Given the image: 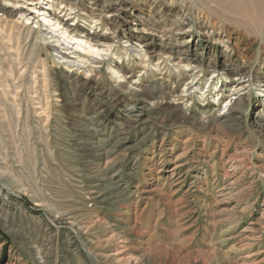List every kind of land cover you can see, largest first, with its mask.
I'll use <instances>...</instances> for the list:
<instances>
[{"label": "rangeland", "instance_id": "1", "mask_svg": "<svg viewBox=\"0 0 264 264\" xmlns=\"http://www.w3.org/2000/svg\"><path fill=\"white\" fill-rule=\"evenodd\" d=\"M0 264H264V1L0 0Z\"/></svg>", "mask_w": 264, "mask_h": 264}, {"label": "bare ground", "instance_id": "2", "mask_svg": "<svg viewBox=\"0 0 264 264\" xmlns=\"http://www.w3.org/2000/svg\"><path fill=\"white\" fill-rule=\"evenodd\" d=\"M264 0H257V2L258 3H262ZM27 5H29V9L27 10V11H29V12H31V10L32 9H34L35 7L33 6V5H35L34 4V2L32 1H27ZM43 25V24H42ZM55 26V25H54ZM53 31H55L54 29H51V32H53ZM50 33V32H49ZM65 35V34H64ZM63 34H62V38L64 39V36ZM65 40V39H64ZM66 43H70L69 41H65ZM73 42H75V41H73ZM76 42L77 43H75V45H76V47H79V48H83V44L85 43H83V41H79V40H76ZM83 43V44H82ZM85 45V44H84ZM69 48V47H68ZM83 49H86L85 47L83 48ZM82 49V50H83ZM87 49L89 50L88 52H91V51H94V49L91 47V46H88L87 45ZM96 54H99V53H97V51H94ZM102 52V51H101ZM93 54V53H92ZM94 55V54H93ZM61 58H64L63 56L61 57ZM66 59V58H65ZM67 60V59H66ZM81 60V59H80ZM85 60V59H84ZM72 61V60H71ZM72 63H74V62H72ZM82 64V63H81ZM84 64V63H83ZM232 92H234V91H232ZM231 94H233V93H231ZM237 94V93H236ZM221 128V127H220ZM235 169V168H234ZM117 257V256H116Z\"/></svg>", "mask_w": 264, "mask_h": 264}]
</instances>
